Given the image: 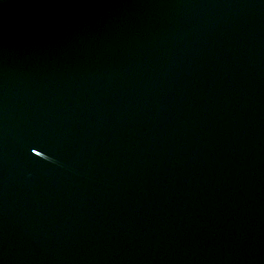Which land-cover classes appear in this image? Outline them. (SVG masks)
Here are the masks:
<instances>
[{"label": "water", "instance_id": "obj_1", "mask_svg": "<svg viewBox=\"0 0 264 264\" xmlns=\"http://www.w3.org/2000/svg\"><path fill=\"white\" fill-rule=\"evenodd\" d=\"M0 264H264V0H0Z\"/></svg>", "mask_w": 264, "mask_h": 264}]
</instances>
